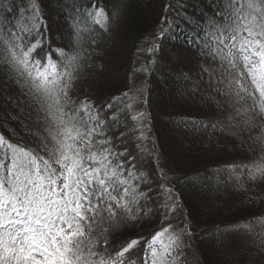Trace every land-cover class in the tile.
Masks as SVG:
<instances>
[{
	"label": "snow or ice",
	"instance_id": "6c2138e0",
	"mask_svg": "<svg viewBox=\"0 0 264 264\" xmlns=\"http://www.w3.org/2000/svg\"><path fill=\"white\" fill-rule=\"evenodd\" d=\"M49 3L0 0V79L31 101L36 121L26 132L31 147L15 142L14 130L0 132V264H182L171 223L147 235L129 229L152 212V172L129 142L117 98L98 104L78 87L120 5L71 0L58 25L67 42L58 44ZM208 7L184 42L211 66L200 68L196 89L223 117L213 129L240 137L264 124V0ZM138 118L147 125L144 113ZM231 168L238 182L264 183V155Z\"/></svg>",
	"mask_w": 264,
	"mask_h": 264
},
{
	"label": "trees",
	"instance_id": "16d2710c",
	"mask_svg": "<svg viewBox=\"0 0 264 264\" xmlns=\"http://www.w3.org/2000/svg\"><path fill=\"white\" fill-rule=\"evenodd\" d=\"M70 3L50 0L48 5L50 28L58 44L62 36L67 42V29L60 30L58 25L63 23L64 5ZM100 3L107 9L119 4L121 15L110 32L98 37L99 47L94 49L78 87L82 95L98 104L117 98L129 142L142 154L144 171L152 172V196L147 202L152 212L129 229L147 235L161 224L180 226L182 264H264V183L247 182L245 178L238 182L231 168L249 163L257 152L261 154L262 133L257 128L264 124L240 137L213 129L212 123L223 117L214 106L210 108L209 93L196 89L200 68L211 66L193 56L184 42L186 36L200 31L201 16L211 15V0ZM164 26L166 34L163 38L155 34L151 48L156 52L149 57L144 50L149 38ZM139 57L150 69L142 101L149 119L143 130L131 119L127 104L134 63ZM181 73H190V79H182ZM31 111V101L0 79V132L14 130V141L31 147L33 137L26 134L36 127ZM168 193L175 199L169 214Z\"/></svg>",
	"mask_w": 264,
	"mask_h": 264
},
{
	"label": "rangeland",
	"instance_id": "374dc122",
	"mask_svg": "<svg viewBox=\"0 0 264 264\" xmlns=\"http://www.w3.org/2000/svg\"><path fill=\"white\" fill-rule=\"evenodd\" d=\"M161 29H165V26L158 28L156 31H154L151 34V36L149 38L150 44H148L146 46V48L144 49L146 52V55L149 56V49L151 48L152 41L155 40L157 38V36L160 37ZM155 34L157 36H155ZM144 61L140 57L136 59V61L134 63V70H133V74H132L131 86H130L129 91L127 92V104H128V108L131 111L133 116H138L139 113H144L142 101H143L144 82H145V77L147 74V71H145ZM135 122L143 130V126L145 127V125L140 121V119L138 118ZM257 131L258 132L260 131L262 134H264V126L261 128H257ZM144 135H145V133H144ZM260 142H261V149H264V140H260ZM260 153L261 154H259V152H257L256 158H258L261 155H264V151H261ZM174 201H175L174 196L172 194L168 193V200H167L168 214L172 213V209H173L174 203H175ZM169 219L172 222L171 217ZM172 229L175 231V234L180 237L181 242H182L183 236H182L181 227L178 225H174L172 227Z\"/></svg>",
	"mask_w": 264,
	"mask_h": 264
}]
</instances>
